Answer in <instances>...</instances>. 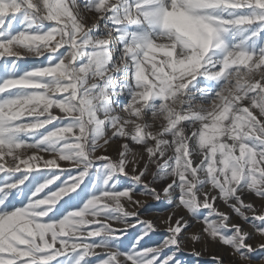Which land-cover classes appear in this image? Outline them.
<instances>
[{
    "label": "snow or ice",
    "instance_id": "obj_1",
    "mask_svg": "<svg viewBox=\"0 0 264 264\" xmlns=\"http://www.w3.org/2000/svg\"><path fill=\"white\" fill-rule=\"evenodd\" d=\"M208 243L264 264V0H0V264Z\"/></svg>",
    "mask_w": 264,
    "mask_h": 264
},
{
    "label": "rangeland",
    "instance_id": "obj_2",
    "mask_svg": "<svg viewBox=\"0 0 264 264\" xmlns=\"http://www.w3.org/2000/svg\"><path fill=\"white\" fill-rule=\"evenodd\" d=\"M124 100L126 102V98H124ZM116 147H117L116 145H113V147L108 150L107 154L115 156ZM64 166L67 167L68 166L67 163H65ZM161 186H163V182H161ZM255 203L259 205V200L257 199ZM149 204H152L153 207L150 208L148 213L145 214L147 216H154L157 213L166 215L167 209L171 207V205L168 204L167 200H165L162 204H160L159 202L150 200ZM165 236H166V232L163 230V227H161V230L157 232L156 234H154L152 238L147 241V246H155L156 244L162 242ZM197 250L200 251L202 255L200 256L193 255L192 245L189 244L185 247V249L182 252L178 253L179 259L183 262V264H212L211 257L213 255L219 254L224 257L225 264H231L232 257L230 253L225 248H219L214 243H208L206 245H197ZM207 255H211V256H207ZM258 259L259 258H257V260Z\"/></svg>",
    "mask_w": 264,
    "mask_h": 264
},
{
    "label": "bare ground",
    "instance_id": "obj_3",
    "mask_svg": "<svg viewBox=\"0 0 264 264\" xmlns=\"http://www.w3.org/2000/svg\"><path fill=\"white\" fill-rule=\"evenodd\" d=\"M207 256H211V255H207Z\"/></svg>",
    "mask_w": 264,
    "mask_h": 264
}]
</instances>
